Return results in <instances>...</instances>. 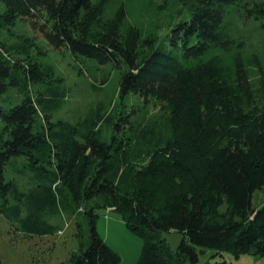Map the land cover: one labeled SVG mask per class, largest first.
<instances>
[{
  "label": "trees",
  "instance_id": "trees-1",
  "mask_svg": "<svg viewBox=\"0 0 264 264\" xmlns=\"http://www.w3.org/2000/svg\"><path fill=\"white\" fill-rule=\"evenodd\" d=\"M111 1L0 0V29L29 20L52 48L112 63L119 96L141 112H119L132 134L109 142L98 138L101 117L53 130L49 99L29 84L52 79L53 68L0 41V96L25 83L20 104L0 107V216L40 238L63 230L51 223L61 214L77 227L84 220L87 245L61 264H119L96 230L107 210L142 239L136 264H194L204 248L264 257V206H252L264 185V99L254 100L252 82L264 87L262 64L252 53L246 67L225 29L237 11L264 31V0H177L186 20L169 23L163 40H141L134 26L120 32L122 6L104 17ZM171 231L183 236L176 251L161 238Z\"/></svg>",
  "mask_w": 264,
  "mask_h": 264
},
{
  "label": "rangeland",
  "instance_id": "rangeland-1",
  "mask_svg": "<svg viewBox=\"0 0 264 264\" xmlns=\"http://www.w3.org/2000/svg\"><path fill=\"white\" fill-rule=\"evenodd\" d=\"M121 6L125 10V17L120 32H124L128 26H134L140 32L141 40L150 36L163 40L169 23L186 20L188 14L186 7L177 0H112L106 7L104 17L110 18ZM227 22L231 23L230 27H225L227 33L241 42L246 67L249 65L248 59L255 61L251 55L254 53L262 64L264 80L263 29L256 21L245 18L243 13L237 11L226 14L225 23ZM26 39L30 41L26 42ZM0 41L8 46L19 47L22 52H30L37 62L53 68L52 79H46L43 83L29 82L35 96L41 93L49 99L46 112L50 115L49 121L55 125L53 130H58L61 124L75 126L77 129L82 127L84 119L88 118L90 121L101 117L102 120L97 124L98 138L101 141L109 142L113 136H124V131H127L125 135L132 134L126 128L121 130L124 122H117L121 118L118 114L126 111L131 114L129 119H132L136 116L140 118L141 112L138 105L131 108L130 101H124L119 96L120 71L112 63L100 65L94 59L74 56L66 48H52L40 33L39 26L34 28L29 20L17 19L13 25L1 28ZM252 82L256 83L253 88L254 100L263 101V85L256 78ZM24 84L20 82L17 86H9L0 96V107L8 110L20 104L18 89ZM122 102L126 103V110L122 107ZM107 115L111 118L104 120ZM39 121L43 122L42 119ZM76 139L82 142L77 135ZM17 180L21 190L29 188L28 177H19ZM252 206L255 209L264 206V185L254 192ZM225 209L224 204L219 210L222 212ZM51 223L63 230L57 235L40 238L23 233L14 221L10 222L0 216L2 264H61L80 244L87 245L88 225L84 220L81 227H77L74 217L64 213L53 218ZM96 230L106 245L119 256V264H136L143 241L127 229L116 212H102L97 218ZM161 238L165 239L171 251H176L183 236L171 231L162 233ZM202 250V253L198 252V260L194 264H264V257L258 255L244 254L236 259L228 253L217 255L211 249Z\"/></svg>",
  "mask_w": 264,
  "mask_h": 264
},
{
  "label": "built area",
  "instance_id": "built-area-1",
  "mask_svg": "<svg viewBox=\"0 0 264 264\" xmlns=\"http://www.w3.org/2000/svg\"><path fill=\"white\" fill-rule=\"evenodd\" d=\"M109 211V210H108Z\"/></svg>",
  "mask_w": 264,
  "mask_h": 264
}]
</instances>
